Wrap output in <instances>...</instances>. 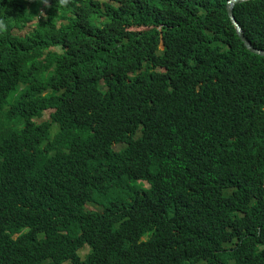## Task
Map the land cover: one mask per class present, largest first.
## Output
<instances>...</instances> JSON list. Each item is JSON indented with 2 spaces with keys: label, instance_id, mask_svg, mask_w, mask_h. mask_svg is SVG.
<instances>
[{
  "label": "trees",
  "instance_id": "1",
  "mask_svg": "<svg viewBox=\"0 0 264 264\" xmlns=\"http://www.w3.org/2000/svg\"><path fill=\"white\" fill-rule=\"evenodd\" d=\"M227 1L0 0V246L39 264H264V58ZM234 17L264 52V0ZM45 113L54 157L25 130ZM63 203L81 239L56 226Z\"/></svg>",
  "mask_w": 264,
  "mask_h": 264
},
{
  "label": "clouds",
  "instance_id": "2",
  "mask_svg": "<svg viewBox=\"0 0 264 264\" xmlns=\"http://www.w3.org/2000/svg\"><path fill=\"white\" fill-rule=\"evenodd\" d=\"M97 1H99L102 4V6H104L106 8H111V9L118 11L120 9V6L122 5V3L125 2L126 0H97ZM238 5H240V4H238ZM228 20H230V19H228ZM2 27H5V24H4V20L0 18V28H2ZM242 30H244V29H242ZM160 49L163 50V46H161ZM67 90L71 91V93H78V94L84 93V89L79 85L69 87V88H67ZM48 93L49 92H44L43 96H46ZM15 99H16V96H15ZM15 99H11V98L9 99L12 108L16 104ZM43 119H44V117L40 120L34 118L32 120V122L36 125L26 127L25 130H26L27 135H32V136L38 135V136H42L41 138H43L44 136H49L48 140H41V138H40V143L44 146L45 151L51 157H54L55 155L61 153V151H59V149L57 148L55 141H54L55 136L58 134V128L59 127L57 125L55 127H52L51 128V134L48 135V134L43 132L42 123L50 122V119L47 121H45ZM41 120H43V122H40ZM93 135H94V133H93ZM38 139H39V137H38ZM119 147H121L120 149H122L125 146L121 145ZM120 149H116V150L118 151ZM83 157H85V154H83L80 150L76 149L75 160L82 159ZM105 208L108 211V209L105 205L96 204V203H92V202L84 203L85 212L92 215V216H93V213L101 214L105 210ZM55 221H56V226L59 228V231H61L64 235L75 236V237H78L81 239V236L74 235L69 228V225H68V209H67V206L65 203H63L62 205L58 204V206L55 210ZM20 236H21V234L17 233L14 235V239L16 240ZM147 240H148L147 235L140 238V241H147ZM86 248L88 249V252L84 257H82L81 252ZM90 251H91V247L88 244H85L84 247L78 251V255L81 258V260H85L86 257L89 255ZM26 261H28L30 264H33L36 262H38L37 264H39V254H38V251L34 247L26 244L24 241H19V242L14 243V244H7L5 246L4 245L0 246V264H9V263L25 264Z\"/></svg>",
  "mask_w": 264,
  "mask_h": 264
},
{
  "label": "water",
  "instance_id": "3",
  "mask_svg": "<svg viewBox=\"0 0 264 264\" xmlns=\"http://www.w3.org/2000/svg\"><path fill=\"white\" fill-rule=\"evenodd\" d=\"M248 1H254V0H230L225 5V10L228 19H230L232 25L234 26L237 35L239 39L242 40V42L245 44L246 48L254 55L264 58V52H260L256 50L247 40L244 30L238 25L234 18V7L238 4L248 2Z\"/></svg>",
  "mask_w": 264,
  "mask_h": 264
},
{
  "label": "rangeland",
  "instance_id": "4",
  "mask_svg": "<svg viewBox=\"0 0 264 264\" xmlns=\"http://www.w3.org/2000/svg\"><path fill=\"white\" fill-rule=\"evenodd\" d=\"M161 49H162V48H161ZM49 115H50V113L45 114L43 120H45V121L49 120ZM43 120H41L40 122H43ZM55 131H56V130H55ZM115 148H116V149H120L121 147L117 146V147H115ZM87 252H88V249H87V248L84 249V250L81 252V256L84 257V256L87 254Z\"/></svg>",
  "mask_w": 264,
  "mask_h": 264
}]
</instances>
